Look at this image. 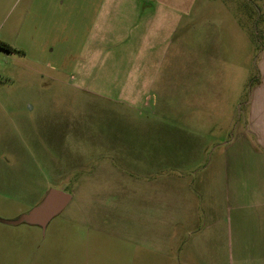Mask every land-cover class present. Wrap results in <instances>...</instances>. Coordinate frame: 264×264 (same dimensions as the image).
<instances>
[{"label":"rangeland","instance_id":"obj_1","mask_svg":"<svg viewBox=\"0 0 264 264\" xmlns=\"http://www.w3.org/2000/svg\"><path fill=\"white\" fill-rule=\"evenodd\" d=\"M68 1L0 0V264H178L154 208L168 191L176 218L198 211L194 228L214 199L225 212L229 118L257 79L264 0H167L181 26L134 57L141 20L100 40ZM53 192L65 207L30 220Z\"/></svg>","mask_w":264,"mask_h":264},{"label":"crops","instance_id":"obj_2","mask_svg":"<svg viewBox=\"0 0 264 264\" xmlns=\"http://www.w3.org/2000/svg\"><path fill=\"white\" fill-rule=\"evenodd\" d=\"M61 1L65 5L64 0ZM67 4L73 9V14L84 18V22L98 24L105 29L100 40L117 35L118 29L109 31L108 25H132L141 20L143 25L132 31V40L140 41L141 48L129 54L132 57L142 55L146 46L149 49L151 40L154 42L158 37L171 39L172 30L167 25L175 23L181 26L186 17L180 9L171 10L167 0H69ZM146 40L149 43L142 42ZM109 50L112 49L105 48L101 55L122 57L118 52ZM218 61L219 58H216ZM258 64L255 83L251 85L248 81L249 85L244 87L245 92L248 89L246 97L237 106L235 102L234 113H230V124L236 130L227 143L226 176L223 178L226 185L223 194L225 212L221 213L215 207L214 199L207 222L203 227L194 228V222L199 219L198 211L180 210V219L176 218L179 210L174 209L173 196L168 191L161 208H154L163 216L160 254L163 253L165 258H173L176 254L175 263L264 264V46ZM112 68L109 67L108 71H116ZM138 68L139 72L147 70L146 66ZM148 71L152 72L151 67ZM183 81L186 87V79ZM240 108L243 113H240L237 122L236 110ZM213 196L215 198L214 193ZM185 232L195 236L193 241L180 235Z\"/></svg>","mask_w":264,"mask_h":264},{"label":"water","instance_id":"obj_3","mask_svg":"<svg viewBox=\"0 0 264 264\" xmlns=\"http://www.w3.org/2000/svg\"><path fill=\"white\" fill-rule=\"evenodd\" d=\"M52 195L58 197V203L56 205H45L37 209L36 214L30 218L32 221H38L50 216L52 213H55L65 207V204L69 201L70 197L61 192H53Z\"/></svg>","mask_w":264,"mask_h":264},{"label":"trees","instance_id":"obj_4","mask_svg":"<svg viewBox=\"0 0 264 264\" xmlns=\"http://www.w3.org/2000/svg\"><path fill=\"white\" fill-rule=\"evenodd\" d=\"M8 49H10L9 47H7Z\"/></svg>","mask_w":264,"mask_h":264}]
</instances>
